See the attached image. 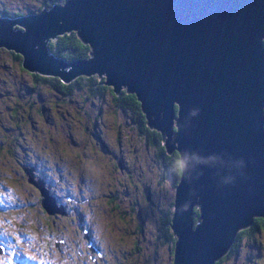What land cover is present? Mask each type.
Listing matches in <instances>:
<instances>
[{
  "label": "water",
  "instance_id": "water-1",
  "mask_svg": "<svg viewBox=\"0 0 264 264\" xmlns=\"http://www.w3.org/2000/svg\"><path fill=\"white\" fill-rule=\"evenodd\" d=\"M72 29L88 58L48 49ZM263 37L264 0H64L0 15V46L19 51L23 66L65 81L104 73L117 93L136 92L168 151L179 150L174 264H213L239 226L264 215Z\"/></svg>",
  "mask_w": 264,
  "mask_h": 264
},
{
  "label": "trees",
  "instance_id": "trees-1",
  "mask_svg": "<svg viewBox=\"0 0 264 264\" xmlns=\"http://www.w3.org/2000/svg\"><path fill=\"white\" fill-rule=\"evenodd\" d=\"M52 2L62 3L64 0H36V10L39 11L44 7H49L53 4ZM19 14H21L20 11L15 12L7 7L0 8V15L2 16ZM262 42L264 45V37ZM47 46L53 54L65 59L88 58L91 50L90 44L83 41L74 29L50 38ZM0 48L6 49L20 71L28 76L24 78L21 75L20 83L16 79L12 80L11 72L3 76V80L6 83L10 79L15 84L18 92L23 97L21 99L13 98L6 109L13 127H10V130H7L0 139L2 140L1 146L6 149L9 159L16 163L25 181L31 185L33 183L29 179L30 172L27 171L24 165L25 163H30L27 157L31 150V145H27L25 141V138L29 136V132L26 129L30 126L27 120L28 108H31L32 116L44 117L46 122L51 118L50 116L54 115L51 121L48 122L50 127L61 128L63 125L72 127L73 118H77L81 121L78 131L82 132V135H87L94 139V141H91L92 144L85 146V148L95 152L100 149L99 141L102 139L104 130L103 111L105 110V113H107L109 109L116 118L118 116L124 119L120 129L124 130V127H126L132 131L131 138H135L139 144L136 148H130L127 151L128 161H125V168L120 167L117 159L113 163L114 170L109 173V177L114 184L119 186V193L114 191V185H112L110 190H107V195L100 198V200L97 199L95 196L102 189L101 172L98 170V163L92 157L90 151L84 150V152L79 153V156L86 162L87 167L95 172L94 175L89 173L87 177V181L90 182L88 192L94 202L92 214L95 215L96 220L101 221L100 226L103 232L108 235L114 246L115 254L120 257L118 262L115 261V264H138L144 256L150 257L151 251L144 245L140 235L144 219L142 221L141 217L138 214L137 216L133 209L137 210L140 207L142 210V205L146 202L149 203V198L144 191L145 186L151 188V197L153 199L156 185L164 182L168 176H171L175 185L178 183L182 174L179 150L173 148L171 152L168 151L165 144L166 134L164 133L163 138L162 130L149 124L146 112L143 110L136 92L127 90L126 85H122L117 93L113 85L105 82L106 75L104 73L79 74L65 81L56 74L30 71L22 65V54L19 51L4 46H0ZM74 101H78V103L71 104L67 110L60 112L63 120L60 121L55 118V110L60 108L62 102L73 103ZM173 108L175 115H177L179 103L175 102ZM176 129L177 126L173 124V132ZM59 130L57 129L56 131ZM13 143L16 146H13ZM22 146H25L26 150L23 155H19L18 151H20ZM118 157L121 159L120 156ZM142 158L146 160L145 163L138 161V159ZM134 161L136 163L132 165ZM35 173L40 175L36 169ZM33 193L38 209L45 211L42 208V194L38 190ZM174 196L175 194L166 195L163 200H159L156 203L154 201L150 202L154 211V214L150 217L152 227L155 229L154 234L156 238L158 236L161 237V242L156 241L155 244L170 248L172 264H174V248L177 240V235L172 226ZM126 200L130 202L128 203ZM45 213L47 212L45 211ZM200 214L199 205L194 204L192 206L193 227L199 221ZM49 216L52 217V215ZM102 222L105 224L104 226ZM46 223L50 227L54 226L48 220H46ZM251 242H253L251 246L258 249L257 253L260 252L258 257L260 255L264 257L263 214L255 213L252 215L251 222L239 226L228 250L214 260L213 264H224V261L230 258L229 256L233 251L238 252L239 247L247 246ZM126 251H128V255L125 254Z\"/></svg>",
  "mask_w": 264,
  "mask_h": 264
},
{
  "label": "rangeland",
  "instance_id": "rangeland-1",
  "mask_svg": "<svg viewBox=\"0 0 264 264\" xmlns=\"http://www.w3.org/2000/svg\"><path fill=\"white\" fill-rule=\"evenodd\" d=\"M3 7H7L15 12L20 11L21 14L37 12L36 0H0V8ZM8 72L12 73V80L16 79L19 83L21 82L20 78L22 76L24 78L28 77L20 71L16 62L10 58L7 50L0 48V137H2L7 130H10V127H13L9 120V113H7L8 110H6L9 107L11 100L15 97L18 99L23 97L10 79L7 83L3 80V76L8 75ZM77 103L78 101H74L73 103L62 102L60 108L55 110V118H58L60 121L63 120L60 112L62 110H67L71 104ZM28 109L27 120L30 123V126L26 129L27 132H29V136L25 138V141L27 145H31V150L27 159L35 166V169L41 176L50 180H55V185L61 192H65L64 184H58L57 179L60 177L63 180H67L69 185H73L72 193L77 195L78 187L73 180L84 182L86 179L87 182L89 173L92 175L95 174V172L88 168L86 162L79 156L80 152L86 150L87 152L90 151L92 153V157H94L98 163V170L101 172L102 189L95 197L100 199L107 195V190H110L112 185H114V191L119 193V186L114 184L113 180L109 177V173H112L114 170L113 163L119 158L118 156H120L122 165H125V161H128L127 151L130 148H136L139 144L135 138H131L132 131L128 130L126 127H124V130L120 129L121 124L124 122L123 118L118 116L116 118L109 109L107 110V113H105V110L103 111L105 121L104 130L102 132V139L99 141L100 149L98 152H95L85 148V146L91 145V141H94V139L87 135H82V132L78 131V129H80L81 121L77 118H73L72 127L68 125H63L61 128L50 127L48 126V122L51 121V118H53L54 115L50 116L51 118L46 122L44 117L36 115L32 116L31 108ZM57 129L60 130L56 131ZM1 141L2 140L0 139V224L2 221L9 218L20 222V218L25 214L30 216L34 214V210L27 211L26 196L35 192L36 189L30 183L25 181L19 167H17L15 162L9 159L6 149L1 146ZM12 145L16 146L15 143ZM25 150L26 147L22 146L20 151H18V154L23 155ZM144 158L138 159V161L145 163L146 160H144ZM135 163L136 161H134L132 165ZM88 186L90 187V182H88ZM56 192L60 193L59 191ZM87 194L88 192L83 189V195L87 196ZM174 194L175 183L171 176H168L164 182L156 185V192L153 196V201L156 203L159 200H163V197L166 195ZM129 202L130 201H128V203ZM173 206L174 205H172V208ZM133 211L136 215L138 214L141 217L142 221L144 219L140 235L144 245H146L151 251L149 254L151 256H144L138 264H172L170 248L155 244L156 241L161 242V237L158 236L156 238L154 234L155 229L152 227L150 220L154 211L151 208L150 202L144 203L142 205V210L138 207L137 210L133 209ZM74 221H76L75 218ZM38 222L40 223L39 220ZM21 223L26 227L28 232L33 234L31 227L22 221ZM118 236H120V234H118ZM40 239L41 236L39 237V240ZM72 239L73 235H67L68 242ZM105 239L108 241V238ZM15 242L17 243V241ZM252 243L253 242L247 246L244 245L239 247L238 252L233 251L229 256L230 258L227 261H224V264H264V257L261 255L258 257L260 252L257 253L258 249L251 246ZM228 248L223 253H225ZM125 254L128 255V251H126ZM18 257H20V255H18ZM75 258L76 256H74V259ZM113 258L118 262L120 257L114 253ZM256 258L258 261L255 260ZM17 262L24 264L23 260L18 259ZM88 264H94L93 260L89 261ZM103 264L113 263L110 260L105 259Z\"/></svg>",
  "mask_w": 264,
  "mask_h": 264
},
{
  "label": "flooded vegetation",
  "instance_id": "flooded-vegetation-1",
  "mask_svg": "<svg viewBox=\"0 0 264 264\" xmlns=\"http://www.w3.org/2000/svg\"><path fill=\"white\" fill-rule=\"evenodd\" d=\"M117 161L120 167H126V164L122 165L120 158H117ZM24 165L30 172L32 186L42 194V208L47 213L38 209L32 192L26 196V208L27 211L34 210V214H25L20 220L32 228L33 234L26 230L21 221L9 218L1 222L0 264H20L18 259L23 260L24 264H88L92 260L94 264H103L105 259L115 264L114 246L108 235L103 232L101 221L96 220L92 214L94 202L88 192V181L73 180L78 187V193L75 195L72 193L73 185L59 177L57 182L64 184L65 191L61 192L56 187L55 180L36 174L32 163ZM82 188L88 192L87 196L83 195ZM144 191L149 202L153 201L151 188L145 186ZM46 220L55 227L48 226ZM69 234L73 235L70 242L67 241ZM105 238H108V241Z\"/></svg>",
  "mask_w": 264,
  "mask_h": 264
}]
</instances>
